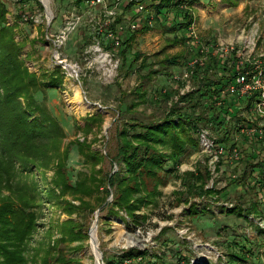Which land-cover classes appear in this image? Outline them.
<instances>
[{"label": "rangeland", "instance_id": "1", "mask_svg": "<svg viewBox=\"0 0 264 264\" xmlns=\"http://www.w3.org/2000/svg\"><path fill=\"white\" fill-rule=\"evenodd\" d=\"M75 1L0 0V28L6 27L9 30L7 36L0 40L3 51L7 48L16 50L19 59L40 81H48L47 78L54 77V73L58 74L57 77L61 75L68 78L70 70L68 72L57 65L59 60H56V56L60 60L79 65L78 75L82 85L76 78L69 77L78 83L80 94L77 97L65 98L62 94L63 86L41 87V91L35 95L36 101L45 105L63 126L67 137L65 145L73 142L87 144L91 153L100 157V160L96 158L91 163L79 154L76 146L70 148L67 175L73 185L81 174L93 178L97 176L103 180L109 173L123 175L124 166L120 162L112 163L111 158L117 154V130L123 125L117 116L118 112L125 110L120 102L141 82L140 73L135 68H129L132 64L137 67L141 63L140 60L135 64L136 53L149 59L151 69L157 72L148 85L149 99L156 90L176 89L179 81H174L173 77L183 75L186 70L190 73L191 88L187 92L185 82L181 81L180 94L194 90L189 68L186 69L182 64L169 66L164 63L165 59L176 56L181 58V63L184 59H190L192 47L200 49L202 53L195 60L199 63L206 62L207 54L212 53L222 61L235 58L241 66L247 63L264 71V0H196L190 7L195 22L188 32V42L170 46L172 35L154 22L149 31L135 32L133 47L126 54L124 69H121L123 58L108 48L110 40L100 31L99 21L110 10L115 15L121 14L127 4L126 0H121L118 5L116 0H106V5L99 7L91 4L87 8L86 3L80 7ZM147 15L144 13V19L139 21L138 18L136 22L128 15L123 23L125 30L136 23L137 29L134 31H137ZM148 17L151 19L150 14ZM64 34L67 40L60 48L47 39V35H50L58 40ZM84 35L86 39L88 37L93 40L90 45H85ZM99 49L102 56L96 52ZM108 54L110 57L106 58ZM111 57L120 61L119 72L105 78L103 74ZM195 61L190 65H194ZM146 72L142 71L141 74ZM83 91L86 98L81 94ZM21 101L25 102L23 99ZM137 110L142 116L153 113H156V117L163 115V111L152 102ZM97 115L103 121L95 120L100 118ZM91 117L93 121L88 122ZM257 117L260 128L257 133L262 135L264 114L258 113ZM243 131L247 134L253 132L247 129ZM211 136L215 138L212 132ZM215 154L202 151L200 145L198 153L184 160L174 174H169L167 185L159 187L160 194L155 203L137 212L148 216L137 227H134L125 211L114 208V212L119 214L111 215L109 205L115 199L113 191L106 204L98 208V197H105L102 191L106 185H103L100 194L85 198L93 208V212L84 215L85 221L77 213L72 216L81 224L86 222L89 239L71 246L61 245L59 251L71 259L73 264H97L90 240V233L97 223L95 238L105 261L119 260L126 251L138 250L146 252V257L123 260V264H264V164L259 169L263 177L256 181L250 176L252 167L246 165L247 162L229 157L228 161L219 164L222 158L219 157L217 161ZM239 157L245 158L242 154ZM261 160H264V148L253 163ZM199 169L208 175L205 189L212 191L210 194L200 195L199 191L193 192L187 188L188 178L185 173L198 176ZM26 175L29 180L37 182L42 196L41 209L38 210L39 227L28 244L27 257L31 259L38 249L41 250L40 255H44L48 244L60 238L58 226L70 219L59 201H70L77 206L80 201L71 196L61 197L60 189L55 184L54 167L48 170L37 168L33 174ZM235 208L238 212L233 214ZM51 232L53 237L50 239ZM231 254L241 258L230 263ZM103 260L101 262L105 264Z\"/></svg>", "mask_w": 264, "mask_h": 264}, {"label": "trees", "instance_id": "2", "mask_svg": "<svg viewBox=\"0 0 264 264\" xmlns=\"http://www.w3.org/2000/svg\"><path fill=\"white\" fill-rule=\"evenodd\" d=\"M91 1L75 2L80 7L82 3H86L87 8ZM194 2L196 0L127 2L122 13L113 17L108 28L102 27L105 36L113 35L108 48L116 50L123 58L121 69L126 67V54L133 47L135 32L149 31L154 22L160 25L164 32L172 35L170 46L188 42V32L195 22L190 8ZM142 4H145L146 9L138 11ZM144 13L153 15L154 21L150 22L147 15L141 24L142 27L139 25L137 31L132 27L125 30L123 23L128 15L136 22L138 18L139 21L144 19ZM104 20L105 18L101 17V24ZM7 30L6 27L0 28V40L7 36ZM99 36L102 34L99 33ZM83 41L85 45L93 42L91 38L86 39V35ZM116 42H119L118 46ZM11 44L15 46L13 41ZM191 49V60L184 59L181 63V58L176 56L165 59L164 63L169 66L182 64L186 69L189 68L194 90L180 94L182 82L179 81L176 89L156 90L150 99L148 85L157 72L151 69L149 59L136 53L134 62L138 64L141 60V63L137 67L132 64L129 68H135L136 72L140 73L141 82L120 102L125 110L118 112L117 116L123 125L117 130V154L111 158L112 163L120 162L124 166L123 175L109 173L103 180L97 176L93 178L91 175L81 174L73 185L67 175L70 148L76 146L79 154L91 163L96 158L100 160V157L92 154L87 144L73 142L65 145L67 137L63 126L45 105L35 99L41 87L58 88L64 84L65 78L61 75L57 77L58 74L54 73L51 79L44 77L48 81H40L19 59L16 50L7 48L3 51L0 47V264H73L71 259L61 254L59 246H71L89 239V227L86 222L81 224L72 219V216L77 213L80 219L85 221L84 215L93 212L91 202L85 198L100 194L103 185H106L102 191L105 197H98L99 209L106 204L113 191L115 199L109 205L111 215L117 216L119 212H114V208H118L128 214L134 227L144 223L148 216L137 212L144 206L155 203L160 194L159 187L168 183V175L174 174L184 160L200 151L198 133L203 127L210 128L215 136L217 153L219 150L224 151V155L220 156L223 160L221 159L219 164L228 161L231 151L236 148L239 156L242 154L245 157V161L242 157H238L237 161L247 162L246 165L252 167L250 176L256 181L263 177L259 169L263 167L264 160L253 163L254 159L260 157L264 148V132L262 135L257 133V130H260L257 115L258 105L262 102V92L257 90L241 95L236 87L239 75L248 73L247 78L250 81L258 73V69L247 63L241 66L235 58L232 61H222L212 53L207 54L206 62L199 63L195 60L202 56L200 49ZM192 61L195 62L191 66ZM146 70L142 75V71ZM55 72L58 73V70ZM233 86L236 90L232 92ZM149 102L161 109L163 115L156 117V113H153L142 116L138 113L137 109L148 105ZM126 115L130 117L126 118ZM96 117L100 118L95 120L103 121L100 115ZM92 119L93 117L88 122ZM245 129L253 132L247 134L243 131ZM52 167L55 168V184L60 189L61 197L71 196L80 201V205L59 201V205L70 219L58 226L60 238L53 244H48L44 255L41 256V250L38 249L30 259L27 257L28 244L39 227L38 210L41 209L42 196L37 182L29 180L26 174H33L37 168L48 170ZM185 174L188 178L187 188L193 192L199 191L200 195L212 192L205 189L208 175L201 169L198 176L189 172ZM193 178L195 181H192ZM236 210L235 208L232 211L233 214L238 212ZM52 237L51 232L49 238ZM145 257L146 252L129 250L119 260L103 261L105 264H123V260ZM230 258V263H234L241 257L231 254Z\"/></svg>", "mask_w": 264, "mask_h": 264}, {"label": "built area", "instance_id": "3", "mask_svg": "<svg viewBox=\"0 0 264 264\" xmlns=\"http://www.w3.org/2000/svg\"><path fill=\"white\" fill-rule=\"evenodd\" d=\"M117 1V5L119 4V2H121V0H116ZM135 0H126V2H132ZM94 5V6H103L106 5V0H92L90 3V6ZM146 9L145 4H142L139 6V10L138 11H144ZM108 14H106V16H104L105 20L103 22V24H101V18L99 21L100 24V31H103L102 27H106L108 28V26L112 23L113 17L115 16L113 11H107ZM149 18V17H148ZM150 22L151 20H153V15L150 14ZM77 20L79 21L80 18L78 17ZM132 29L135 30L137 29V24H133ZM104 32V31H103ZM47 39L52 41L54 46L56 47H61V45L64 44V42L67 40V35L64 34L62 35L58 40L54 39L52 36L47 35ZM106 39H113V35L112 34H108L106 36ZM119 42H116V45L118 46ZM105 49V48H104ZM111 49V48H109ZM112 51L116 54H118L116 52V50L112 49ZM98 52L101 56L103 55L101 49H99ZM56 60H59L58 62H56L57 65L61 66L64 70L68 71L70 70L69 73H67L68 78L69 77H74L77 79L78 83L80 85L81 81L79 79V75H78V68L79 65L78 63L76 64H72V63H68L67 60H60L59 56H56ZM106 58L110 57V55L108 54V56H105ZM119 68H120V61L117 60H113L112 57L110 59V61L108 62V64L106 65V70L104 71L103 76L106 77H112L115 76V73L118 74L119 72ZM248 73L245 74H241L237 77L236 83H237V90L241 95H247V94H251L253 91H261L262 92V102L258 105V112L261 114H264V73L262 70H258V73L254 75V77L249 81V79L247 78ZM174 81H183L185 82V90L188 92V90L191 88L190 87V73L189 71L186 70L185 73H183V75H175L174 77ZM77 83V84H78ZM236 87L233 86L231 88V91H235ZM182 93H184V91H182ZM81 94H83L86 98V93L83 91L81 92ZM199 139H200V145L202 148V151L207 152V153H216L214 156V158H216L217 161H219V157L221 155H224V151L223 150H219V152L217 153V144H216V139L213 138L211 136V131L209 129H206L205 127L202 128L200 130V134H199ZM239 157V152L236 148H234L231 153H230V158H238Z\"/></svg>", "mask_w": 264, "mask_h": 264}, {"label": "crops", "instance_id": "4", "mask_svg": "<svg viewBox=\"0 0 264 264\" xmlns=\"http://www.w3.org/2000/svg\"><path fill=\"white\" fill-rule=\"evenodd\" d=\"M62 94L66 97H77L78 94H80V89L78 87V84H76L74 81H72L69 78H66L64 81ZM72 93V94H71Z\"/></svg>", "mask_w": 264, "mask_h": 264}, {"label": "water", "instance_id": "5", "mask_svg": "<svg viewBox=\"0 0 264 264\" xmlns=\"http://www.w3.org/2000/svg\"><path fill=\"white\" fill-rule=\"evenodd\" d=\"M50 24H51V20L49 19V25ZM97 226L98 225L96 223L95 227L93 228V230L90 233L91 246H92L93 253L95 254L97 264H104L103 262H101L103 260V255H102V252L99 250L97 239L93 238V233H94V231L96 232ZM97 254L99 255V257L97 256Z\"/></svg>", "mask_w": 264, "mask_h": 264}, {"label": "bare ground", "instance_id": "6", "mask_svg": "<svg viewBox=\"0 0 264 264\" xmlns=\"http://www.w3.org/2000/svg\"><path fill=\"white\" fill-rule=\"evenodd\" d=\"M46 1V0H45ZM47 4V3H46ZM51 19V18H50ZM95 236H96V233H95V231H94V233H93V238L95 239ZM97 256L99 257V255L97 254Z\"/></svg>", "mask_w": 264, "mask_h": 264}]
</instances>
